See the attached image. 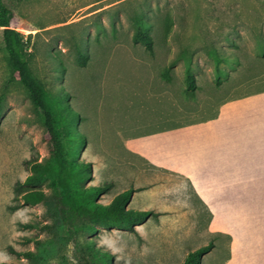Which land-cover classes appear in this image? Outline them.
I'll list each match as a JSON object with an SVG mask.
<instances>
[{"label": "rangeland", "instance_id": "rangeland-1", "mask_svg": "<svg viewBox=\"0 0 264 264\" xmlns=\"http://www.w3.org/2000/svg\"><path fill=\"white\" fill-rule=\"evenodd\" d=\"M7 4L30 42L34 76L50 93L66 94L81 117L79 159L92 169L87 185H112L104 204L133 188L130 208L158 216L133 231L89 236L61 227L50 204L12 210L27 162L47 152L42 112L10 81L0 29V263L28 264L23 253L39 239L51 253L46 264H86L80 250L89 242L113 264H182L209 243L214 248L201 264H264V0ZM136 18L148 25L153 54L133 41ZM77 48L88 54L84 66ZM168 68L170 82L162 77ZM188 69L197 84L191 97ZM179 125L195 131L185 150L192 155L194 143L207 164L194 181L157 171L126 150ZM37 223L54 224V233L22 228Z\"/></svg>", "mask_w": 264, "mask_h": 264}, {"label": "trees", "instance_id": "trees-1", "mask_svg": "<svg viewBox=\"0 0 264 264\" xmlns=\"http://www.w3.org/2000/svg\"><path fill=\"white\" fill-rule=\"evenodd\" d=\"M0 0V29L4 51L11 70V82L20 83L28 92L34 106L42 112L44 133L41 137L46 147V157L32 158L27 162L29 175L24 181L14 186L17 205L12 210L23 206H48L57 211L61 227L71 232L94 236L100 229H118L133 231L158 214L153 211H140L130 208L135 189L130 188L117 194L110 203L100 202L102 195L107 194L112 185L90 186L92 169L89 163L79 159V149L84 147L85 136L79 133L78 124L81 117L68 103L64 93L52 94L34 76L27 60L30 42L19 33L16 15L7 4ZM135 43L146 47L153 54V40L148 25L141 18L135 20ZM79 63L86 64L88 54L81 48L76 49ZM217 61L220 60L216 56ZM171 68L163 73V78L170 82ZM221 70L217 68V79L220 83ZM186 95L193 96L196 89V77L190 69L186 72ZM6 103L5 95L0 96V124ZM79 138L84 143L79 141ZM23 229L54 233V224H28ZM35 249L26 251L23 256L28 264H46L51 256L43 241L34 239ZM214 248L213 243L190 251L182 264H201L203 258ZM83 263L113 264L108 253L98 249L93 242L81 248ZM7 264V263H0Z\"/></svg>", "mask_w": 264, "mask_h": 264}, {"label": "crops", "instance_id": "crops-1", "mask_svg": "<svg viewBox=\"0 0 264 264\" xmlns=\"http://www.w3.org/2000/svg\"><path fill=\"white\" fill-rule=\"evenodd\" d=\"M193 133H195L193 129L179 125L164 133L147 137L126 150L133 157L147 161L157 171L194 181L196 175L206 171L207 164L204 160H198L197 147L194 143L192 155L185 150L187 148L184 146Z\"/></svg>", "mask_w": 264, "mask_h": 264}]
</instances>
